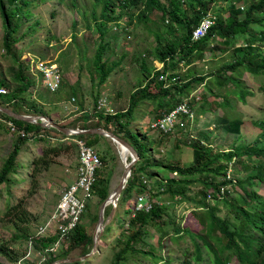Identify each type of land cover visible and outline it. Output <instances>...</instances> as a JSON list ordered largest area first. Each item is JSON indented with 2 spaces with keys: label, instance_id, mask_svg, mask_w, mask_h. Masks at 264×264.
Masks as SVG:
<instances>
[{
  "label": "rangeland",
  "instance_id": "374dc122",
  "mask_svg": "<svg viewBox=\"0 0 264 264\" xmlns=\"http://www.w3.org/2000/svg\"><path fill=\"white\" fill-rule=\"evenodd\" d=\"M123 1L125 0H5L7 11L12 13L11 19L15 26L12 37L17 43L11 46L9 52L4 48V27L0 16V78L4 80L0 90H4V93L13 90L17 92L20 89L19 83H23V80L26 86L23 92L16 93L17 102L34 109L25 110L20 105L16 106L21 113H45L49 106L45 108L42 102L48 100V97H61L77 107L72 108L73 110L68 108L69 112L61 116L66 120L60 125L73 129L81 126L83 122L78 121V117L82 118L79 111L82 108L83 114H87L86 125L89 128H104L128 141L137 153H143V157H138L132 169L137 174L142 169L140 179L144 178V183L151 189L149 200L140 199L139 203H157L160 210L143 225L138 221L134 223L137 210L132 212V209L139 194L134 192L135 189L127 195L126 200L116 201L113 207L106 203L101 210L102 220L106 218V222L97 248L89 257L72 263L184 264L187 261V264H212L210 251L201 238L204 227L197 222L195 216H199L195 214L199 209L197 201L202 199L218 210V216L229 215L235 221L233 211H229V208L230 203L243 204L237 197L245 194L241 187L264 195V182L256 178L250 184L246 179L260 170L264 172V164L261 167L258 166L260 163L255 164L256 159L262 160L264 157L235 155L220 170L224 176L212 175L203 168L205 157H200L197 161L193 159V149L188 142L195 141L203 147H211L213 151H227L236 146L241 150H249L256 139L257 144L264 142L263 137L258 136L264 130L258 124L264 118V68L261 70L263 74L253 75L238 63V68L229 69L227 73L235 75L240 84L229 81L223 89L215 85L216 76L210 75V72L222 65L231 64L234 59L242 60L243 57L255 55L253 60L260 61L264 52V39H259V32L264 29V21L249 22V32L233 34L228 43L214 36L199 57H193L190 62L175 60V64L171 68L167 67L161 74L163 62L155 56V49H162L175 40L178 44L180 37L187 32L185 26L166 20L156 9L146 11L139 21L142 6L123 5ZM179 1V10L187 14L185 0ZM254 1L256 0H246V3ZM228 5L229 2L218 0L210 9L213 14L206 13L205 17L210 15L215 20L217 12L225 11ZM159 7H166V2L159 0ZM235 7L245 8L242 3ZM254 15L259 19L264 13ZM254 37H258L256 41H252ZM97 53L100 55L98 62L108 68L101 87L98 83L99 73L94 66V63L97 64ZM39 60L54 62L60 68L62 80L63 75L69 76L67 80L73 82L75 93L71 94V87L62 86L60 93L42 98L46 90L42 86L41 75L35 68ZM193 61L195 62L192 63ZM156 71H159L158 80L164 81L161 89L176 82L186 83L188 77L203 76L200 82H191L185 94L177 97L180 101L186 99L191 108L190 118L185 116L180 119L168 134L162 135L161 131L153 128L155 124L150 125L153 121L150 119L154 116V110L150 108L158 107H155L152 99H147L138 103L130 116L97 121V113L106 117L126 111L129 95L137 89L143 90L145 86L148 92L157 94L158 100L168 99L161 98L160 89L149 82L152 77L157 76ZM166 75H169L168 79H165ZM244 92V99H238L237 96ZM171 94L172 97L175 95L173 92ZM1 98L0 96V100ZM100 99H104L103 109L96 104ZM104 108H110L112 112H104ZM1 113L0 111V118L9 119ZM220 117L231 122L235 118L242 120L239 132H230L228 126L219 121ZM163 127L168 129L166 123H163ZM45 128L47 130L43 132L32 130L30 135L35 137L23 141L0 120V169L8 166L6 159L17 146L6 180L0 183V264H44L46 261H54V257L56 260L63 259L57 256L66 255L65 258H69L90 253L98 227L100 204L115 187L125 164L121 161V158H125L121 148H117V143L99 135L101 138L93 147L102 157L99 169L101 177H104L102 184H105L106 196H98L96 190L92 195L81 219L83 237L79 245L75 244L76 238L70 234L62 244L46 253L45 248L50 247L54 241L45 240V244L33 241L31 244L30 236L50 216L63 188L76 176L78 153L73 141L77 138L73 137L75 135ZM126 131H130L132 137ZM94 135L97 134L86 136L94 138ZM147 148L149 160H146ZM128 154L126 162L131 158L129 152ZM164 165L178 166L185 172L178 174L165 169ZM193 168H199L200 172L187 173V169ZM169 179L177 182L168 183ZM230 179H234V182ZM240 179H245L242 185L237 184ZM209 180L213 183L228 181L219 184V188H226L220 194L223 197L218 195V187L214 189L216 185L209 188ZM166 188L176 192L178 188L181 194L168 193ZM214 190L217 192L212 195ZM257 202L260 200H256L251 209L259 206ZM110 210L112 211L108 217ZM47 236L48 234H42L36 237L41 240ZM48 238L53 239V235ZM205 240L214 248L222 246L212 238ZM196 247L201 252L199 259H195ZM120 249L125 250L120 258H116L115 253ZM228 254L229 251H222V256ZM229 262L238 264L235 255L229 256Z\"/></svg>",
  "mask_w": 264,
  "mask_h": 264
},
{
  "label": "trees",
  "instance_id": "16d2710c",
  "mask_svg": "<svg viewBox=\"0 0 264 264\" xmlns=\"http://www.w3.org/2000/svg\"><path fill=\"white\" fill-rule=\"evenodd\" d=\"M106 1V0H105ZM166 2V7H159V0H125L123 2V5L127 4H134V5H140L142 6V9L139 12V21H141V18L144 17V14L146 11H150L151 9H156L161 13V16H165L166 20L178 23L181 26H185L187 32L183 37H180L178 44L176 43L177 40L174 41L173 44L165 45L162 49H155V56L159 61L163 62V67L161 69V74L164 73L165 69L167 67H172L175 64V60H185L187 62H190V60L193 57H199L201 53L205 50L208 42H210L214 36H217L219 38L223 39V42L228 43L230 41V37L233 36L235 33H248V24L249 22H263L264 21V15L257 19L254 14L264 13V0H256L254 2L246 3V0H222L225 2H229V5L226 7L225 11L220 10L217 12L216 16L217 18L214 20V23L209 28L208 32L206 34L197 39V40H191L190 39V31L191 29L198 24V22L205 17L206 13L213 14L210 12V9L212 6L215 5V3L218 0H185L184 5H187V11L183 13L181 10H179V0H164ZM242 3L244 4L245 8L241 9L240 7H235L236 4ZM186 14V15H185ZM224 14V16H223ZM188 15V16H187ZM253 15L255 17H253ZM0 16L2 18L3 27H4V34L2 37L3 46L4 48L9 52L11 50V46L15 45L17 41L12 37L15 26H13L12 23V13L8 12L5 7V0H0ZM223 17V18H222ZM260 36L259 39H264V29L259 32ZM258 37H254L252 41H256ZM255 56V55H254ZM253 56V57H254ZM253 57H243L242 60L234 59V61L231 64H225L220 67H218L216 70L210 72V75H215L216 80H214L215 85L220 87V89H223L226 85L229 84V81H232L236 84H240V81H236L235 75L228 74L229 69H233L234 67L238 68V63H241L242 66L245 68L247 72H250L253 75H261L262 68H264V52L261 54L260 61L256 62L253 60ZM100 58L99 53L96 54V61L97 64L94 63L96 71L99 73L98 75V83L102 84L104 82V79L106 77V74L108 72V68L103 67V63H99L98 59ZM141 63H143V58L140 56ZM167 59V60H166ZM237 74H239L237 72ZM155 77H152L149 82L151 84L157 85L158 89H160L159 94L162 96L161 98L168 97V99L165 100H159V105H157L159 108L163 109L167 112L170 108L181 104L183 102H186V99L179 100L177 97L180 95L185 94V92L189 89V84L193 81L200 82L203 79V76H192L191 78L187 79L186 83H174L170 87H165V89H161L162 85L164 84V81L158 80L159 71H156ZM169 75H166L165 79H168ZM4 80L0 78V85H2ZM24 83V81L22 80ZM24 86L20 87V89L16 91H11L10 93L0 94L2 97L0 100L1 105L12 107L11 109L15 112L21 113V110H18L16 106H24V103L17 102V94L19 91H24ZM171 89V90H170ZM23 90V91H22ZM173 90V91H172ZM175 93L173 95L171 93ZM239 94V92H238ZM246 92H244L242 95H238V99L243 100L245 97ZM157 94H153L151 92L147 91V86L144 87L143 90H135L131 97L129 98V104L126 108V111L119 112L118 114L113 113L109 114L106 117L101 115L100 113H97V121L104 119L107 120L110 119H118L119 116H130L132 109L139 103L147 99H152V102H156L158 99L156 98ZM189 102V101H188ZM187 103V102H186ZM227 103V102H226ZM190 108V107H189ZM42 115L45 113L38 112ZM84 113V112H83ZM2 114V113H1ZM3 116H6L5 118H9L13 121V123L20 129H23L25 132L30 133L32 130H41L45 131L47 130L45 127H42L39 123H29L18 119H13L7 115L2 114ZM85 122H83L82 127L80 128H89L87 125L88 117L87 114H83ZM161 117V116H159ZM157 117V118H159ZM155 118V119H157ZM154 119V120H155ZM219 119V118H218ZM220 122H224V124L229 128L230 132H239L240 125L242 124V120L240 119H234L227 120L224 117H220ZM87 124V125H86ZM261 129H264V120H259L258 122ZM121 127L120 125H118ZM51 129L55 130L54 128L50 127ZM40 132V131H39ZM127 134L131 136L130 131H126ZM162 132V131H161ZM37 133V132H33ZM169 132H162V135L168 134ZM51 136V135H49ZM258 136H262L264 139V130H261L258 134ZM21 140L25 141L26 138H32L35 137V135H29L25 137L17 136ZM73 137L77 138H83L87 144L94 146V144L98 141L99 135H94V138L80 134L75 135ZM96 137H98L96 139ZM258 143V139L254 141V144L250 146L249 150H241L239 146H236L234 149L230 148L227 151H213L211 147H203L202 145H199L197 142H188V145L192 147L193 149V159L197 161L200 157H205V163L203 164V168L206 172L209 171V174L212 175H222L223 173L220 172V170H223L225 168V164L227 161L232 160V158L237 155H248V156H263L264 157V142ZM134 148V147H133ZM137 152V151H136ZM17 153V146L11 151L8 158L6 159L8 166L6 168L0 169V183L6 180V175L8 171L11 169L13 159L15 158ZM147 157L146 160H149V150L147 148ZM139 158L141 159L143 157V153L138 152ZM100 161H102V157L98 154ZM260 163L258 165L261 167L264 164V159H256L255 164ZM140 168V167H139ZM164 168L167 170H173L177 172L178 174H184V170L181 167L178 166H169L164 165ZM264 168V166H263ZM193 172H200L199 168H193V169H187V173H193ZM143 174L142 169L140 168L139 173L137 174L134 172V170H131V174L126 182L125 188H123L121 195L119 196V200H126L127 195L134 189L135 193L139 192V195L145 192H148V196L150 197V189L146 188L147 183H144L141 178V175ZM224 176V174H223ZM101 177V170H96V178L95 183L93 184V194H96L99 196H106L105 191V184L103 185V180ZM258 178L260 182H264V172L262 170L258 171L254 175H251V177L246 178L249 180V183L252 184L253 180ZM144 179V178H143ZM245 180V179H244ZM244 180H239L237 184L242 185L244 183ZM168 183H174L177 182L173 179H169L167 181ZM228 181L219 180L218 182L213 183L211 180H209V188L216 189L219 188V184H225ZM102 185V188H101ZM244 195H238L237 197L240 198L243 204L240 205H234L230 203L229 211H233V215L235 218V221H232V218L229 217V215H224L223 217H220L216 214L218 211L215 207H212L211 205H208L207 203L203 202L202 199L197 201V204L199 206L198 213L199 216H196L197 222L204 227V234L202 235V240L205 244V246L210 251V260L212 264H230L229 262V256L235 255L237 258L238 264H264V196L259 195L258 193L254 191H249V189H246L244 187H241ZM168 193L171 194H178L180 190L177 188V192L170 190L168 188L165 189ZM217 192V190H214L212 192V195H214ZM219 195V194H218ZM220 197H223L222 195H219ZM254 200V201H253ZM256 200H260V202H257L259 206H257L255 209H251V206L255 203ZM253 203H252V202ZM89 206V202L86 204V209ZM85 209V210H86ZM160 210L157 203H153L151 205V208L144 212V211H137V215L134 218L133 222L136 223L139 222L140 225H143L145 221L150 216H155L156 213ZM133 212V210H132ZM83 217V214L81 216V219ZM132 222V224H133ZM81 221L76 225V227L71 232V235H73L76 240L74 241L75 244L79 245L81 243L83 233L81 231ZM140 231V230H138ZM70 235V236H71ZM28 236V235H26ZM31 237V236H30ZM50 237V236H48ZM43 238L41 240H38L37 238L34 240V243H40L43 242L45 244V240L47 242L54 240L55 236L53 235V239L51 238ZM212 238L216 242H218L220 245L219 248H214L213 245L204 238ZM132 241V239H130ZM129 241V242H130ZM123 250L120 249L117 253H115L116 258H120L123 254ZM227 250L229 251V254L226 256H222V251ZM195 259L200 258L201 252L196 247L195 248ZM65 258L66 255L63 256H57V258ZM54 260H56V257H54ZM53 261V260H52ZM52 261H46L44 264H48ZM187 261H184V264H187ZM70 264V263H65ZM75 264V263H72Z\"/></svg>",
  "mask_w": 264,
  "mask_h": 264
},
{
  "label": "built area",
  "instance_id": "2783aa9c",
  "mask_svg": "<svg viewBox=\"0 0 264 264\" xmlns=\"http://www.w3.org/2000/svg\"><path fill=\"white\" fill-rule=\"evenodd\" d=\"M213 23L214 19L210 15L202 18L198 24L191 29L190 39L197 40L203 37ZM35 68L41 75L42 85L45 89L49 92L56 91L62 81V74L59 67L54 62L39 60L36 62ZM0 93H4V90H0ZM96 104L103 109L104 99L97 100ZM104 112H112V109L104 108ZM185 116L190 118L191 110L187 103L183 102L172 107L171 110L165 112L161 115V117L153 120L150 125L155 124L153 128H156V130L169 132L170 129L173 128L174 125H177V122ZM0 120L5 122L8 125L10 132L16 136L25 137L30 135V133L18 128L12 120H5L3 118H0ZM163 123L168 125L167 130L163 127ZM73 141L77 146L78 153L76 176L66 185L65 188H63L59 201L50 216H48L46 220L41 223L37 232L33 233L30 237V243L32 244L38 235H54L55 238L53 240V244L50 247L45 248L46 253L51 251L54 247L56 248L62 244L69 237L76 225L80 223L81 216L86 209V204L90 201L93 195V184L95 183L96 170L101 166L98 153L93 146L87 144L82 138H75ZM230 180L234 182V179ZM224 190H226V188H218V194H223ZM144 198L149 200L147 193H143L136 197V202L132 209L133 211H148L151 208L152 203H139V200Z\"/></svg>",
  "mask_w": 264,
  "mask_h": 264
},
{
  "label": "water",
  "instance_id": "95a60500",
  "mask_svg": "<svg viewBox=\"0 0 264 264\" xmlns=\"http://www.w3.org/2000/svg\"><path fill=\"white\" fill-rule=\"evenodd\" d=\"M0 111L13 119L22 120V121L29 122V123H39L42 127H52L56 129L57 131L64 133L66 135L97 134V135L105 136V137L110 138L113 142L119 144L121 147L125 148L130 153L131 158L128 162L123 164L122 172L120 173V176L118 178V181L115 187L108 194L105 200L100 204V213H98L99 227L97 231H95L94 233V246L91 252L86 253L79 257H69V258L57 259L48 264L72 263V262H75L76 260H82V259L89 257L91 253L97 248V245L100 241L101 231L106 222V218L102 220L101 210L103 209L106 203H109L111 207H113L115 205V202L118 201L119 195L122 192L123 188H125L126 182L131 174L132 166L134 165V163L137 161L139 157L138 153L128 141L123 140L119 136L101 127H93V128H88V129L87 128L86 129H73V128L64 127V126L59 125L58 123L50 119V117H48L47 115L18 113L8 107L1 106V105H0ZM111 211L112 210H110V212L108 213L107 215L108 217L110 216Z\"/></svg>",
  "mask_w": 264,
  "mask_h": 264
},
{
  "label": "crops",
  "instance_id": "0c3cea01",
  "mask_svg": "<svg viewBox=\"0 0 264 264\" xmlns=\"http://www.w3.org/2000/svg\"><path fill=\"white\" fill-rule=\"evenodd\" d=\"M195 61H193L192 63H194ZM188 66V64L185 66V67H187ZM59 70H60V68H59ZM61 72V71H60ZM69 76L68 75H63V80L61 81V83L62 84H60V86L58 87V89L56 90V91H54V92H47V90L45 89V87H44V90H46V94H42V98H44V99H46V97H47V95H51V96H54V95H56V94H58V93H60V91H61V89H62V86H67V87H71V94H74L75 93V91L73 90L74 89V87H72V85H73V82H71V81H68L67 80V78H68ZM190 77H188V78H186V80L187 79H189ZM19 85L21 86V87H23L24 86V83H19ZM33 85V84H32ZM79 86L81 87V85L79 84ZM100 87H101V84L99 85ZM7 93V92H6ZM133 93V92H132ZM131 93V94H132ZM197 93H198V90H197ZM5 94V93H4ZM131 97V95H129V98ZM34 98V97H33ZM48 100H45L44 102H42V104L45 106V108H46V106H49V109L48 110H44L45 111V114L44 115H47L48 117H50V119H52L54 122H56V123H58L59 125H60V123L62 122V121H64V120H66L65 118H64V116L63 117H61L62 115H66L68 112H69V110H68V108L70 109V110H73L72 108H76L77 106H74V105H72V104H70L69 103V101L68 100H63L61 97H59V98H56V97H48L47 98ZM74 99V98H73ZM143 102V101H142ZM139 103H141V102H139ZM154 104H155V107H158L157 105H159V100H157L156 102H154ZM68 105V106H67ZM35 105H32V107H34ZM21 108H24L25 110H31V109H34V108H28V106H25V104H24V106H21ZM150 109H153L154 110V116L150 119V120H154L155 118H157V117H159V116H161V114L163 113V112H165L164 111V108L163 109H161V108H153V107H151ZM191 109V108H190ZM65 111H66V113H65ZM80 111V113L82 114V118L80 119V117H78L79 118V120L78 121H82V122H85V119H84V116H83V112H84V110H82V108L79 110ZM220 119V118H219ZM264 119V118H263ZM87 123V122H86ZM62 126V125H61ZM80 127H82V125L81 126H78L77 128H75V129H80ZM43 132V131H42ZM59 132V131H58ZM101 137H105V136H101ZM110 139V138H109ZM111 140V139H110ZM112 141V140H111ZM98 142V141H97ZM96 142V143H97ZM226 149H228V148H226ZM145 193H148V192H145ZM259 194V193H258ZM120 195H121V193H120ZM119 195V196H120ZM259 195H261V196H264V195H262V194H259ZM137 197V196H136ZM119 199V198H118ZM136 199V198H135ZM138 211H140V210H138Z\"/></svg>",
  "mask_w": 264,
  "mask_h": 264
},
{
  "label": "bare ground",
  "instance_id": "6f19581e",
  "mask_svg": "<svg viewBox=\"0 0 264 264\" xmlns=\"http://www.w3.org/2000/svg\"><path fill=\"white\" fill-rule=\"evenodd\" d=\"M118 147H120L121 148V152L123 153V158H125V159H122L121 157L122 156H120V158H121V161L123 162V163H126V161H127V158L129 157L128 155V152H127V150L125 149V148H123V147H121L119 144H117V148ZM119 153V152H118ZM120 155V154H119ZM98 227H99V224L97 225ZM98 227H97V229H98Z\"/></svg>",
  "mask_w": 264,
  "mask_h": 264
},
{
  "label": "clouds",
  "instance_id": "9594fccd",
  "mask_svg": "<svg viewBox=\"0 0 264 264\" xmlns=\"http://www.w3.org/2000/svg\"><path fill=\"white\" fill-rule=\"evenodd\" d=\"M264 120V119H263Z\"/></svg>",
  "mask_w": 264,
  "mask_h": 264
}]
</instances>
